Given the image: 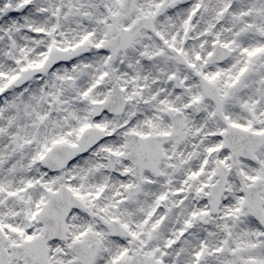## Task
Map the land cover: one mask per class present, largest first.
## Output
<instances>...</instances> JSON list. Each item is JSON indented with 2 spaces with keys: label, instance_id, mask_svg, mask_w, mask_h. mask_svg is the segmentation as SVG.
I'll return each mask as SVG.
<instances>
[{
  "label": "snow or ice",
  "instance_id": "obj_1",
  "mask_svg": "<svg viewBox=\"0 0 264 264\" xmlns=\"http://www.w3.org/2000/svg\"><path fill=\"white\" fill-rule=\"evenodd\" d=\"M0 264H264V0H0Z\"/></svg>",
  "mask_w": 264,
  "mask_h": 264
}]
</instances>
